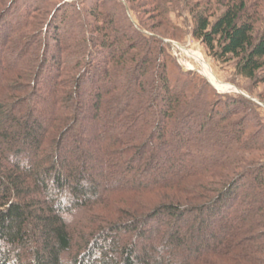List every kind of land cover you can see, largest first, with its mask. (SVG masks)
<instances>
[{
  "label": "trees",
  "instance_id": "obj_1",
  "mask_svg": "<svg viewBox=\"0 0 264 264\" xmlns=\"http://www.w3.org/2000/svg\"><path fill=\"white\" fill-rule=\"evenodd\" d=\"M173 14L264 84V0H0V264H264V118Z\"/></svg>",
  "mask_w": 264,
  "mask_h": 264
},
{
  "label": "rangeland",
  "instance_id": "obj_2",
  "mask_svg": "<svg viewBox=\"0 0 264 264\" xmlns=\"http://www.w3.org/2000/svg\"><path fill=\"white\" fill-rule=\"evenodd\" d=\"M172 21L184 32L181 41L165 40L171 46L170 52L177 63L185 71L198 73L221 94L235 97L242 96L258 104L259 109L257 112L264 118V102L260 100V97L264 98V84H255L243 79L236 74L234 63L223 64L210 56L206 47L201 42L196 41L189 32L191 30V18L188 14L187 17H177L173 14ZM150 23L157 25V18L152 17ZM163 29L165 30V27ZM161 32L162 28L156 29V36L159 37Z\"/></svg>",
  "mask_w": 264,
  "mask_h": 264
}]
</instances>
